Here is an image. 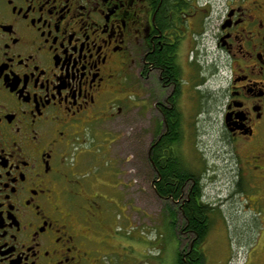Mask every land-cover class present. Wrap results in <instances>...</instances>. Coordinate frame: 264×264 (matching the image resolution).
Instances as JSON below:
<instances>
[{
  "label": "flooded vegetation",
  "instance_id": "obj_1",
  "mask_svg": "<svg viewBox=\"0 0 264 264\" xmlns=\"http://www.w3.org/2000/svg\"><path fill=\"white\" fill-rule=\"evenodd\" d=\"M127 105L148 128L152 189L190 237L176 264H205L213 205L201 155L187 160L181 143L206 121L232 155L233 192L262 214L264 0H0V264H105L101 196L77 171L90 154L79 140ZM258 228L243 264H264Z\"/></svg>",
  "mask_w": 264,
  "mask_h": 264
},
{
  "label": "rangeland",
  "instance_id": "obj_2",
  "mask_svg": "<svg viewBox=\"0 0 264 264\" xmlns=\"http://www.w3.org/2000/svg\"><path fill=\"white\" fill-rule=\"evenodd\" d=\"M146 126L134 105H127L116 120L98 121L79 140L81 149L90 154L83 157L77 171L88 175L90 195L101 196L105 228L95 239L105 241L96 247L105 264H176L179 244L190 240L182 233L181 216L173 214L171 203L152 189L144 155L150 141ZM217 130L216 124L206 121L196 134L183 139L181 148L191 162L201 155L205 201L213 205L204 244L205 264H243L251 243L258 238L264 208L258 214L252 197L233 192L236 168L230 151L218 142ZM260 243L257 250L264 252Z\"/></svg>",
  "mask_w": 264,
  "mask_h": 264
},
{
  "label": "trees",
  "instance_id": "obj_3",
  "mask_svg": "<svg viewBox=\"0 0 264 264\" xmlns=\"http://www.w3.org/2000/svg\"><path fill=\"white\" fill-rule=\"evenodd\" d=\"M157 191L160 196L167 197L168 195V184L165 182H160L157 184ZM186 218L189 220V228L196 233L198 240H202L206 234V229L203 228V214L200 209L194 204L190 203L185 208Z\"/></svg>",
  "mask_w": 264,
  "mask_h": 264
},
{
  "label": "bare ground",
  "instance_id": "obj_4",
  "mask_svg": "<svg viewBox=\"0 0 264 264\" xmlns=\"http://www.w3.org/2000/svg\"><path fill=\"white\" fill-rule=\"evenodd\" d=\"M83 210V209H82Z\"/></svg>",
  "mask_w": 264,
  "mask_h": 264
}]
</instances>
